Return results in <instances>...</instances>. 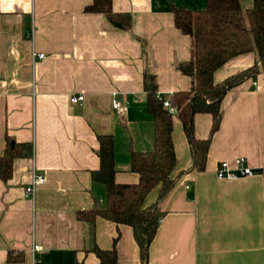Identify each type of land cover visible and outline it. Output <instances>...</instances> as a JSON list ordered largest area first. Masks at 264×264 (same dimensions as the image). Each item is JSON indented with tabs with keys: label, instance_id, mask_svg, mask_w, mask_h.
<instances>
[{
	"label": "crops",
	"instance_id": "obj_1",
	"mask_svg": "<svg viewBox=\"0 0 264 264\" xmlns=\"http://www.w3.org/2000/svg\"><path fill=\"white\" fill-rule=\"evenodd\" d=\"M92 2L0 0V156L6 140L20 151L10 176L0 178V264H100L95 247H114L116 264H142L131 226L77 214L105 203L92 180L99 135L114 138L115 182H138L130 154L154 146L144 74L155 75L165 98L191 88L176 68L190 60L191 40L176 28L172 8L202 9L206 0H111L114 13L130 15L127 28L87 11ZM240 4L247 9L252 0ZM255 61L254 52L233 57L215 70L214 82ZM79 94L84 99L72 103ZM220 113L202 171L192 169L187 136L172 116L175 183L164 197L157 185L144 200L164 212L147 264H264V73L228 90ZM211 125L208 113H197L195 137L206 138ZM240 157L254 174L217 178L221 161ZM33 173L46 181L29 198ZM33 244L41 249L32 252Z\"/></svg>",
	"mask_w": 264,
	"mask_h": 264
},
{
	"label": "trees",
	"instance_id": "obj_2",
	"mask_svg": "<svg viewBox=\"0 0 264 264\" xmlns=\"http://www.w3.org/2000/svg\"><path fill=\"white\" fill-rule=\"evenodd\" d=\"M86 10L102 12L123 28L130 25V15L114 13L111 0H93ZM172 12L176 28L191 40L190 60L176 65L182 74L190 77L191 88L176 91L165 98L157 92L155 75L144 74L146 108L153 120L154 146L151 150H133L130 154L131 169L139 175V180L137 183L115 182L114 138L112 135H99L100 166L92 172V180L102 185L105 203L77 214L78 219L88 222L101 216L117 225L131 226L142 264H147L149 244L164 215L157 204L145 208L144 200L155 186L159 185V198H162L175 183V178L171 176L176 164L172 116L175 114L178 117L187 136L193 157L192 169L202 171L211 137L220 124L223 96L246 78L264 73V0H252V5L247 9L242 8L240 0H206V6L202 9L173 7ZM248 52L256 54V61L250 67L221 82H214L216 69L233 57ZM163 100H168L176 109L174 114L164 106ZM197 113H208L212 118L209 135L204 139L194 135L193 120ZM19 154L17 146L6 140L4 154L0 156L2 180L10 176L12 161ZM117 238L118 235L114 243ZM93 250L100 264H116L114 247L110 250L95 247Z\"/></svg>",
	"mask_w": 264,
	"mask_h": 264
},
{
	"label": "built area",
	"instance_id": "obj_3",
	"mask_svg": "<svg viewBox=\"0 0 264 264\" xmlns=\"http://www.w3.org/2000/svg\"><path fill=\"white\" fill-rule=\"evenodd\" d=\"M33 56H37L38 58H43L44 54L33 52ZM158 97L160 98L159 95ZM83 99H84V96L82 94L73 95L70 97V101L72 103H80ZM163 104L165 107L168 108L169 112H171L172 114L175 113V108L170 105L168 100H163ZM112 107L118 113L120 114L124 113V106L116 98L112 100ZM252 174H254V170L249 165H247L246 160L241 157L236 158L233 161V164H230L228 161H225V160L221 161L218 164V167L216 169V176L219 179L232 180L237 177L250 176ZM45 181H46V178L43 174L33 173L29 184L25 187V190H24L25 196L32 198L35 194L36 187L38 185L44 184ZM40 249L41 248L38 244H33L31 250L32 252H34Z\"/></svg>",
	"mask_w": 264,
	"mask_h": 264
},
{
	"label": "water",
	"instance_id": "obj_4",
	"mask_svg": "<svg viewBox=\"0 0 264 264\" xmlns=\"http://www.w3.org/2000/svg\"><path fill=\"white\" fill-rule=\"evenodd\" d=\"M175 112H176V109H175Z\"/></svg>",
	"mask_w": 264,
	"mask_h": 264
}]
</instances>
